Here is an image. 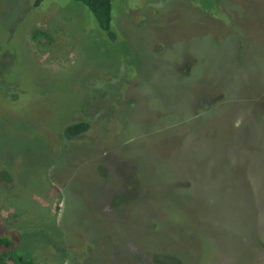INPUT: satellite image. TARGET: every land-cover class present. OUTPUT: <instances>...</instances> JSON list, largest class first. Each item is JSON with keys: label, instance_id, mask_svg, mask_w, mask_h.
<instances>
[{"label": "rangeland", "instance_id": "1", "mask_svg": "<svg viewBox=\"0 0 264 264\" xmlns=\"http://www.w3.org/2000/svg\"><path fill=\"white\" fill-rule=\"evenodd\" d=\"M110 1L107 32L0 0V235L33 264H264V0Z\"/></svg>", "mask_w": 264, "mask_h": 264}, {"label": "trees", "instance_id": "2", "mask_svg": "<svg viewBox=\"0 0 264 264\" xmlns=\"http://www.w3.org/2000/svg\"><path fill=\"white\" fill-rule=\"evenodd\" d=\"M42 0H34V5H39ZM90 10L93 14L99 28L103 31H110L111 22V1L110 0H77ZM34 40L46 42L49 35L45 31H36L31 35ZM89 123L85 120H79L64 126L63 134L66 137H74L87 131ZM4 255L13 264H33L30 259L25 258L24 252L18 248L17 244L8 237L0 235V259ZM7 257V256H6Z\"/></svg>", "mask_w": 264, "mask_h": 264}]
</instances>
